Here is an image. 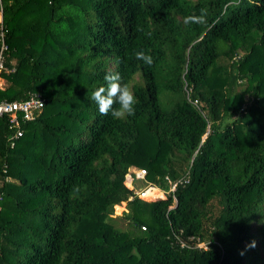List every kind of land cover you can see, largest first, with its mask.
I'll use <instances>...</instances> for the list:
<instances>
[{"label": "trees", "instance_id": "trees-1", "mask_svg": "<svg viewBox=\"0 0 264 264\" xmlns=\"http://www.w3.org/2000/svg\"><path fill=\"white\" fill-rule=\"evenodd\" d=\"M0 5V101H43L13 144L0 116V264H264V0ZM106 72L133 115L98 112ZM131 167L182 181L145 200Z\"/></svg>", "mask_w": 264, "mask_h": 264}, {"label": "built area", "instance_id": "built-area-1", "mask_svg": "<svg viewBox=\"0 0 264 264\" xmlns=\"http://www.w3.org/2000/svg\"><path fill=\"white\" fill-rule=\"evenodd\" d=\"M7 49V44L4 40V26L2 20V7L0 5V76L3 70H7L4 65V52ZM43 101L41 98L35 95H30L26 99L22 100H2L0 101V116L7 117L9 128L13 129L12 133L9 136L11 144L14 140L22 135V130L20 128V120H31L35 117V114L39 109H41ZM146 170L144 168H135L131 167L129 171L125 174L124 183L129 188L135 189V194L140 198H144L148 189L160 188L152 185L148 180H146ZM167 182V189L165 190L166 194L174 191L178 182L182 179L171 180L167 176L165 177ZM138 180H142L145 184L143 186L136 185ZM163 190H161L162 192ZM158 197L156 195H153ZM153 197V198H155ZM174 197V196H173ZM132 198V196L130 197ZM175 200V197H174ZM144 228V227H142ZM204 245V243H199L198 246Z\"/></svg>", "mask_w": 264, "mask_h": 264}, {"label": "clouds", "instance_id": "clouds-1", "mask_svg": "<svg viewBox=\"0 0 264 264\" xmlns=\"http://www.w3.org/2000/svg\"><path fill=\"white\" fill-rule=\"evenodd\" d=\"M206 16L203 12L199 15L190 14L185 16L184 23L203 24ZM136 59L144 64L151 65L153 60L149 53L143 50L135 53ZM105 84L98 86L91 93V99L95 102L97 110L101 114H110L115 118L127 115L131 116L135 112L137 97L132 89L121 82L119 72H106L103 76ZM114 105L118 107H114Z\"/></svg>", "mask_w": 264, "mask_h": 264}, {"label": "rangeland", "instance_id": "rangeland-1", "mask_svg": "<svg viewBox=\"0 0 264 264\" xmlns=\"http://www.w3.org/2000/svg\"><path fill=\"white\" fill-rule=\"evenodd\" d=\"M3 84H4V81L0 78V85H3ZM139 184H143V181L142 180L139 181ZM139 187H140V185L138 186V188ZM165 195H166V192H165V190H163L162 192L159 193V195H156V196H158V197H164ZM153 197H155V196H153V195H147L143 199H145V200H151V199H153ZM123 206H124V204H122V203L119 205V207L118 206H115L114 207V213L115 214L116 213H120L123 210ZM127 227L128 228H131V225L129 223H127Z\"/></svg>", "mask_w": 264, "mask_h": 264}, {"label": "bare ground", "instance_id": "bare-ground-1", "mask_svg": "<svg viewBox=\"0 0 264 264\" xmlns=\"http://www.w3.org/2000/svg\"><path fill=\"white\" fill-rule=\"evenodd\" d=\"M139 181H141V180H138L137 182H136V185L137 186H143L145 183L143 182V184H139ZM161 191L159 190V189H157V188H151V189H148L147 190V192H146V195H159V193H160Z\"/></svg>", "mask_w": 264, "mask_h": 264}, {"label": "crops", "instance_id": "crops-1", "mask_svg": "<svg viewBox=\"0 0 264 264\" xmlns=\"http://www.w3.org/2000/svg\"><path fill=\"white\" fill-rule=\"evenodd\" d=\"M122 204H124V203H122ZM115 206H118L119 207V205H115ZM124 207H125V204H124V206H123V209H124ZM117 214V213H116ZM119 214V213H118Z\"/></svg>", "mask_w": 264, "mask_h": 264}]
</instances>
